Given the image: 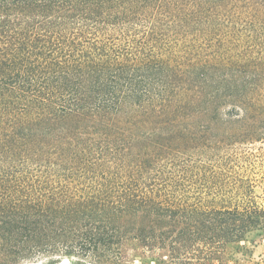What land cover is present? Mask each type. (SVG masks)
<instances>
[{"label":"trees","instance_id":"1","mask_svg":"<svg viewBox=\"0 0 264 264\" xmlns=\"http://www.w3.org/2000/svg\"><path fill=\"white\" fill-rule=\"evenodd\" d=\"M256 142L264 0H0V264H227Z\"/></svg>","mask_w":264,"mask_h":264},{"label":"rangeland","instance_id":"2","mask_svg":"<svg viewBox=\"0 0 264 264\" xmlns=\"http://www.w3.org/2000/svg\"><path fill=\"white\" fill-rule=\"evenodd\" d=\"M249 152H256L257 150H264V142H256L249 144L244 147ZM254 173L255 177L264 175V157L256 160ZM254 173H252L254 175ZM257 194L260 195L261 199L264 198V192L259 187L256 189ZM258 199V200H261ZM68 259L67 264H85L75 256L56 255L53 257V263L57 264L62 259ZM225 259L227 264H264V237H259L256 234H250L245 240L239 241L238 243L230 244L225 250ZM47 258H42L36 262H28L27 264H44ZM138 263L137 261L133 262Z\"/></svg>","mask_w":264,"mask_h":264},{"label":"bare ground","instance_id":"3","mask_svg":"<svg viewBox=\"0 0 264 264\" xmlns=\"http://www.w3.org/2000/svg\"><path fill=\"white\" fill-rule=\"evenodd\" d=\"M68 263V259H62L60 262H58L57 264H67Z\"/></svg>","mask_w":264,"mask_h":264}]
</instances>
